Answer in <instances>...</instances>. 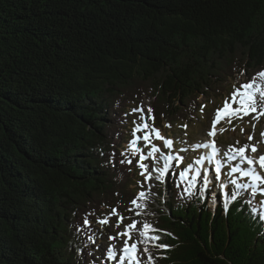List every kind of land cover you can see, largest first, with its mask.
I'll use <instances>...</instances> for the list:
<instances>
[{"label":"trees","instance_id":"1","mask_svg":"<svg viewBox=\"0 0 264 264\" xmlns=\"http://www.w3.org/2000/svg\"><path fill=\"white\" fill-rule=\"evenodd\" d=\"M262 70L264 0H0V264H97L96 224L112 209L132 221L144 184L131 109L150 99L156 129L183 124L199 95ZM169 178L146 221L153 264H264L245 202L259 211L260 195L213 212L178 167Z\"/></svg>","mask_w":264,"mask_h":264},{"label":"rangeland","instance_id":"2","mask_svg":"<svg viewBox=\"0 0 264 264\" xmlns=\"http://www.w3.org/2000/svg\"><path fill=\"white\" fill-rule=\"evenodd\" d=\"M241 73H243V75H241ZM244 80H247L244 71L239 73L237 72L234 73L233 78L228 77L226 81L221 83V85L219 83L216 84L215 90L208 91L207 94H201L197 98H195L194 101H191L192 107L189 109L188 113L193 114V116L191 117L187 115L186 119L188 120V122L185 121L183 122V124H181V121H179L178 119L177 121L174 122L173 125L166 123L165 125L157 128L163 137L173 140V143L176 142V146L173 145V148L175 153L180 155L177 158H173L175 162L173 163L172 168L177 166L179 167L178 176L179 179L184 183V187H183L184 190L189 189L185 187V183L189 187L191 186L190 188H194L193 177L195 176L191 174L188 175L187 172V175L182 180L181 173L184 172L185 170L191 169V167L195 164L194 162L196 161L197 158H201V160L203 159L204 152H202V150L203 148H205L204 145L207 142H211V141H213L216 148L219 150L218 159L221 161V167L222 164L224 165L223 176L228 178L230 177V175H232L230 178L231 180H228L229 178L227 179L228 181L225 180L226 181V183H224L225 187L227 188V185H230L232 180H235L238 184H250L248 178L241 176L239 172H238L239 176H237L238 173L233 175V173L235 172L232 173L231 171L233 167H237L239 169L246 168L247 166L245 165V163L241 161L239 158L235 160L226 159L223 154L230 152L231 149L239 148L244 145H250V146L255 145L257 151L252 152L251 147H249L246 151V155L251 156L253 158H257L259 155H264V138H262L261 136V133L264 132V126L262 125L264 116H261L257 120V119H253L256 113H250L248 116H244L242 119L233 118L230 123L228 121V118L225 117L224 119L217 122L215 128H213V121L216 118L217 109L223 108L225 100L230 99L231 94L234 91V86L239 87L241 84L245 83ZM233 107H235V105H233ZM134 108L143 109L147 123L151 127H154V125L152 124V120L148 119L149 114L147 110L148 108H150V99H144L139 104V106H134L133 109ZM133 115L134 116H130L132 120L131 119L128 120L130 121L128 122V124L130 125L129 127L130 136L127 139V143L129 145V143L133 139L139 137L140 139L137 140L136 147L142 146L144 149H147L148 152L151 150L152 145H156L160 149V152L154 153L152 155L153 160L151 166L154 170H157L156 163L162 160L163 155L165 154V156H171V153H173L172 151L170 153L168 152L171 146L166 148L163 141L156 139L154 134L150 136L151 143L146 144L145 141L142 139L144 134L143 130L137 132L134 137L133 129L136 127V125L133 123V121L140 122L139 121L140 113L136 112L133 113ZM242 129L243 131H241ZM211 132H214L215 134L210 135L209 133ZM172 134L173 136H171ZM249 136L253 137L252 140L248 139ZM137 154L140 162V155L143 153L139 151L137 152ZM142 163L147 166L146 158ZM256 170L259 174L264 175L263 173L264 169H256ZM142 171L146 172L147 170L141 169V172ZM141 172H140V176H142ZM150 174L152 175L151 172ZM151 177H152L151 179H147V180L144 179V184L141 185V188L138 189L137 192L138 194L140 192H144L146 194L144 198L138 200V203L143 206L136 207L133 204H131L130 207L131 214L129 218L132 221L129 222V219L125 218L122 213L116 211V214H112L109 217L103 218L108 220L107 224L104 225H101L100 223L96 224L100 227V229L95 228L94 230H95V234L99 236L100 240H98L97 248H95L96 254L92 252L95 263L117 264L119 256H117L116 260H108L106 258V252L110 245H114L117 249L123 248L125 240H128L129 244L133 242L143 241L141 243H138V249L141 251L146 247L145 237L141 235V233L144 232V224H147L146 221L148 220V218H154L153 222L157 221L158 214L155 211L159 213L160 206L165 205L163 203V198H165V200L167 201V199L172 194V190L170 191L166 189V184L170 183L172 178L171 179L169 178L170 180H168L166 174L160 177V179H156L157 176H153V175ZM134 180L136 182H139V180L136 178H134ZM154 183H157V185H155ZM159 185L161 186L159 187ZM220 185H221L220 182L217 181L215 183L214 192L212 194H209L208 196H206V194L204 195V197L208 200V205L214 209L217 207V204L219 202L223 201V199L227 194L228 188L224 190L225 187L222 189ZM260 188H264V185L259 186L257 190V193L259 194H260L259 191ZM160 189L162 191H160ZM233 190H235V187ZM262 196H263L262 200L264 201V195ZM214 197L216 198L215 202H214ZM120 217H123V220L119 224V227H117V221L120 219ZM103 219H99V220H103ZM134 222L136 225L135 229H128L131 235V239H128V236L117 235L118 233L124 232L127 226L133 224ZM110 236L115 237V239L110 240L109 239ZM146 255L147 253H145L141 257L145 261V264H146V258H145ZM125 264H127V262H125Z\"/></svg>","mask_w":264,"mask_h":264},{"label":"snow or ice","instance_id":"3","mask_svg":"<svg viewBox=\"0 0 264 264\" xmlns=\"http://www.w3.org/2000/svg\"><path fill=\"white\" fill-rule=\"evenodd\" d=\"M243 75V73H241ZM235 105V107H233ZM148 119H152L151 116L152 109L148 108ZM133 113L139 112V121H133V123L136 125V127L133 129V136L135 137V134L139 131L144 132L142 139L145 141L146 144H150V136L154 134L156 139L162 140L165 147H170L173 144V140L167 139L163 137L158 129H155L154 127H151L145 118L144 110L140 108H134L132 109ZM250 113H256V115L253 117V119H259L261 116H264V70L256 73L251 80H249L246 83L241 84L239 87L234 86V91L231 94L230 99H226L223 105V108L217 109L216 111V118L213 121V128H215V125L220 120L224 119L225 117L228 118L229 123L233 118H243L244 116H248ZM170 126V125H169ZM186 127V126H185ZM254 127V126H253ZM243 131V129L241 130ZM210 135H214V132L209 133ZM262 138H264V132L261 133ZM252 136H249L248 139L252 140ZM140 139L139 137L133 139L129 143V148L132 149L133 155H135L137 152L140 151L139 148H136L137 140ZM204 147H211V154L208 156V161L215 162L216 163V177L215 179H219L221 174V161L218 159L219 150L216 148L215 144L213 143L211 146L204 145ZM251 147L252 152H256L257 148L255 145H244L239 148L231 149L230 152L224 153V157L229 160H235L239 158L241 161H243L247 167L244 169H239L237 167H233L231 169L232 172H239L241 176L247 177L250 181V184H238L235 180L231 181V184L235 186V190L231 191L230 193L226 194L225 197V203L224 207L225 210H228L229 204L236 201L244 191H247L249 188H251V195L255 196L257 194V190L260 185H264V175H261L257 172V170L252 167L254 164H258L260 169H264V155H260L258 158H253L251 156L246 155L247 149ZM160 152V149L156 145H152L151 150L148 152L149 156H152L154 153ZM123 155V153H122ZM146 157L141 154L140 155V162H138V167H140L142 170H147V166L143 164ZM171 160L170 156H165V166L163 169H157L156 171H159L160 175L156 177V179H160V177L164 176L168 171V161ZM125 161L122 160L121 163H124ZM127 163L131 164V160H127ZM200 162V161H198ZM187 171L181 173V179L183 180L185 176L187 175ZM199 175V173H197ZM141 175H144V171L141 172ZM151 174L149 173L148 176L145 177V179H151ZM195 177H193V180ZM204 187L201 189V191H206L208 188V185L211 183L212 178L205 175L204 176ZM191 187V186H190ZM220 187L223 189L225 187L224 184H221ZM185 191H189V189H185ZM260 194L264 195V188L259 189ZM144 192H140L138 194V197L136 199H133L131 203L136 207H142L143 205L138 203V200L145 197ZM214 197V202H215ZM249 206L253 214H258L259 219L264 221V201L260 202V209L256 207H251L252 200L248 199L245 201ZM112 213L116 214V209H112ZM123 217H120V219L117 221V227H119V224L122 222ZM98 223L101 225L107 224L108 220L103 219L99 220ZM89 224L88 216H85L84 225L87 226ZM136 225L135 222L131 225H128L126 230L124 232L118 233L117 235L120 236H128V239H131V235L128 231V229H135ZM151 231V226L148 224H144V232L141 233L142 236L145 237L146 241H155L160 240L159 236H153L149 235L148 233ZM89 239L91 240L92 237L90 236ZM109 239H115V237H109ZM143 241L133 242L131 244L128 243V240L124 241L123 248L117 249L114 245H110L106 252V258L108 260H116L117 256H119L117 264H145V261L141 258L145 253H147L148 256V262L147 264H153V257L151 253L148 251V248L145 247L142 251L138 249V243H141ZM157 247L161 248H167L168 245L165 244H159L155 245Z\"/></svg>","mask_w":264,"mask_h":264},{"label":"bare ground","instance_id":"4","mask_svg":"<svg viewBox=\"0 0 264 264\" xmlns=\"http://www.w3.org/2000/svg\"><path fill=\"white\" fill-rule=\"evenodd\" d=\"M205 145H208L207 143L205 144ZM210 148V147H209ZM209 150H208V147H205V152L203 153V160L206 158V157H208L211 153H209L208 152ZM179 155L180 154H174L173 156H172V158H177V157H179ZM219 157V156H218ZM163 161H165V159L163 158ZM173 161H174V159H171L170 161H168V164L170 163H173ZM247 166V165H246ZM253 167L255 168V169H257V165L256 164H254L253 165ZM235 173H233V175H234ZM231 176L232 175H230V177H228V178H226V177H224L222 174H220V177H219V179L217 180V179H215V177H216V171L215 170H213L211 173H210V176L209 177H211L212 178V181H211V183L208 185V188H207V190H213V192H214V190H215V183L217 182V181H220V184H224V183H226V181L225 180H231L230 178H231ZM197 177H198V175H197ZM204 177V174L203 173H201L200 175H199V177H198V181L201 179V178H203ZM125 179V178H124ZM227 180V181H228ZM158 183V182H157ZM157 183H155L156 185H157ZM196 183V182H195ZM204 183H205V181H201L200 182V185H202L203 184V186H204ZM219 184V183H218ZM214 188V189H213ZM227 188H228V190H227V194L230 192V191H233V189H234V185H232V184H230V185H227ZM226 187L224 188V190H226L227 189ZM230 189V190H229ZM216 192V191H215ZM243 194H244V192H243ZM242 194V195H243ZM241 195V196H242ZM260 195V200L261 201H263L262 200V198H263V196L261 195V194H259ZM226 197V196H225ZM220 203H225V198L223 199V201H221V202H219L218 204H220ZM218 204H217V206H218ZM97 248V247H96ZM74 257V256H73Z\"/></svg>","mask_w":264,"mask_h":264},{"label":"water","instance_id":"5","mask_svg":"<svg viewBox=\"0 0 264 264\" xmlns=\"http://www.w3.org/2000/svg\"><path fill=\"white\" fill-rule=\"evenodd\" d=\"M213 212H215V211H213Z\"/></svg>","mask_w":264,"mask_h":264}]
</instances>
